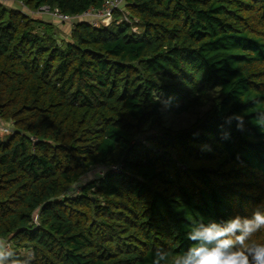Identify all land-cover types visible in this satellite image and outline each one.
I'll return each instance as SVG.
<instances>
[{
  "label": "trees",
  "instance_id": "obj_1",
  "mask_svg": "<svg viewBox=\"0 0 264 264\" xmlns=\"http://www.w3.org/2000/svg\"><path fill=\"white\" fill-rule=\"evenodd\" d=\"M103 2H0V239L29 264L174 259L193 222L264 203V0H125L110 26L74 21L62 41L18 6L74 17Z\"/></svg>",
  "mask_w": 264,
  "mask_h": 264
},
{
  "label": "clouds",
  "instance_id": "obj_2",
  "mask_svg": "<svg viewBox=\"0 0 264 264\" xmlns=\"http://www.w3.org/2000/svg\"><path fill=\"white\" fill-rule=\"evenodd\" d=\"M234 118L238 130H243V117ZM262 229L264 203L254 208L251 216L236 214L219 222L196 221L187 232L192 246L174 259L165 249H157L153 264H264V243H247ZM31 259H17L7 242L0 239V264H29Z\"/></svg>",
  "mask_w": 264,
  "mask_h": 264
},
{
  "label": "built area",
  "instance_id": "obj_3",
  "mask_svg": "<svg viewBox=\"0 0 264 264\" xmlns=\"http://www.w3.org/2000/svg\"><path fill=\"white\" fill-rule=\"evenodd\" d=\"M124 1L125 0H104L101 7H91L82 14L74 17L63 15L57 9L51 10L47 6H41L35 12H24L28 13L30 16H51L52 18L68 24H73L74 21H85L94 28H100L108 27L115 22L114 12L123 8ZM0 2L3 4H9V0H0ZM20 7L23 6L20 4ZM123 19L126 20L125 17H123ZM119 22H121V20H118L116 24ZM7 244L10 246L8 242Z\"/></svg>",
  "mask_w": 264,
  "mask_h": 264
},
{
  "label": "rangeland",
  "instance_id": "obj_4",
  "mask_svg": "<svg viewBox=\"0 0 264 264\" xmlns=\"http://www.w3.org/2000/svg\"><path fill=\"white\" fill-rule=\"evenodd\" d=\"M11 5V4H10ZM16 4H14L15 6ZM18 6H20V4H18ZM124 7V4H123ZM25 12L27 11V9L24 7H21ZM34 18L38 19V20H42V22L44 23H49L52 24L54 27V32L55 35H57L58 40H66L68 39V35L71 31V27L72 24H68V23H64L61 22L55 18H52L51 16H43V15H39V16H34ZM40 31H42L41 28H39ZM206 111V109L203 110H195V111H190L188 113H184L182 115H175L173 113L167 114L164 117L165 120V125L166 127L173 129V130H180V129H184L186 127L191 126L192 124H194L199 118H201V116L204 114V112ZM11 131V126L8 123H3L0 126V137H4L7 134H9V132ZM145 137L142 136L140 139L143 140ZM100 173V169H94L92 170L89 174H87L83 179V182H87L90 181L92 179H94L96 177V175H98ZM78 190H76L77 192ZM70 195L73 194V192L69 193Z\"/></svg>",
  "mask_w": 264,
  "mask_h": 264
}]
</instances>
